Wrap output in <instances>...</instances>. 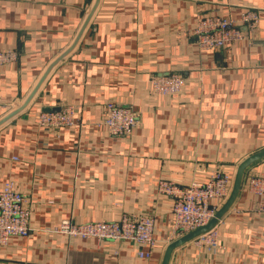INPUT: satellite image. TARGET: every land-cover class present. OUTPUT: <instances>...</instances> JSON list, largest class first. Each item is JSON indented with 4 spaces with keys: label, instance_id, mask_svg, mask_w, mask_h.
Wrapping results in <instances>:
<instances>
[{
    "label": "crops",
    "instance_id": "1",
    "mask_svg": "<svg viewBox=\"0 0 264 264\" xmlns=\"http://www.w3.org/2000/svg\"><path fill=\"white\" fill-rule=\"evenodd\" d=\"M96 0H0V119L19 108L49 64L83 27ZM255 10L244 39L201 50L193 30L206 15L239 21ZM184 77L182 90L159 94L151 78ZM108 102L130 107L137 124L114 134L103 123ZM73 104L79 124L43 128L48 107ZM264 149V0H99L75 48L49 72L30 103L0 125V189L6 181L30 210V233L0 245V264H161L172 242L178 185L207 181ZM264 178V157L244 171L240 191L218 219L220 246L191 239L168 264H264V197L249 189ZM233 186V184H232ZM220 203V208L224 204ZM154 217V245L82 238L54 230L76 223Z\"/></svg>",
    "mask_w": 264,
    "mask_h": 264
},
{
    "label": "built area",
    "instance_id": "2",
    "mask_svg": "<svg viewBox=\"0 0 264 264\" xmlns=\"http://www.w3.org/2000/svg\"><path fill=\"white\" fill-rule=\"evenodd\" d=\"M259 21L258 13L248 9L241 13L239 21L221 15L200 17L193 34L195 43L201 50H211L244 39L241 25L254 29ZM17 59L15 51H0V65ZM151 88L159 94L178 93L184 87L182 75L169 72L154 75ZM78 108L73 104L60 107L58 111H42L37 117V124L43 128L71 127L79 124ZM103 123L114 134H127L137 124V117L130 107H121L113 102L106 105ZM233 178L221 170L212 172L205 182L190 185H178L176 182L162 180L161 192L173 198L175 226L172 241L206 225L220 209V203L227 200L232 190ZM249 189L264 197V178L252 177ZM30 210L22 193L14 188L11 181H6L0 189V245H6L13 236H28L30 233ZM55 231L82 238L94 237L99 240H128L148 247L138 250L143 258L150 256V247L154 245V217L148 214L124 216L119 221H90L76 223L63 219ZM216 224L209 230L193 238L198 246L217 248L220 246Z\"/></svg>",
    "mask_w": 264,
    "mask_h": 264
},
{
    "label": "water",
    "instance_id": "3",
    "mask_svg": "<svg viewBox=\"0 0 264 264\" xmlns=\"http://www.w3.org/2000/svg\"><path fill=\"white\" fill-rule=\"evenodd\" d=\"M99 3V0H96L93 7L91 8L89 15L87 17V19L85 20L83 27L81 28V30L79 31L78 35L75 37L74 41L72 42V44L65 50L63 51L55 60H53L49 66L47 67V69L44 71L43 75L41 76V78L39 79L38 83L35 85V87L33 88V90L31 91V93L28 95V97L26 98L25 102L17 109L12 110L10 113H8L7 115H5L4 117H2L0 119V125L3 124L4 122H6L7 120H9L10 118H12L14 115H16L19 111L23 110L29 103L30 101L33 99V97L35 96L36 92L38 91V89L40 88L41 84L43 83V81L45 80V78L47 77V75L49 74V72L51 71V69L63 58L65 57L68 53H70L75 46L77 45L80 37L82 36V33L84 31V29L86 28L87 24L89 23L97 5ZM47 111H58L60 110V107H48L46 109ZM264 157V149L253 153L251 155H249L248 157H246L243 161H241V163L238 165L237 167V171L234 177V182H233V186H232V190L230 192V195L228 196L227 200L225 201V203L222 205V207L216 212L215 216L204 226L199 227L177 239H175L174 241H172L171 243L168 244V246L166 247L165 253H164V257L162 260L161 264H168L172 251L182 245L183 243L195 238L197 235L209 230L210 228H212L218 221L219 218L222 217V215L230 208V206L233 204V202L235 201L240 188H241V184H242V178L244 175V171L246 170V168L252 164L253 162L257 161L258 159Z\"/></svg>",
    "mask_w": 264,
    "mask_h": 264
},
{
    "label": "rangeland",
    "instance_id": "4",
    "mask_svg": "<svg viewBox=\"0 0 264 264\" xmlns=\"http://www.w3.org/2000/svg\"><path fill=\"white\" fill-rule=\"evenodd\" d=\"M67 219L72 220L71 218H67ZM62 220H63V219H62ZM62 220H61V221H62ZM72 221H73V220H72Z\"/></svg>",
    "mask_w": 264,
    "mask_h": 264
}]
</instances>
